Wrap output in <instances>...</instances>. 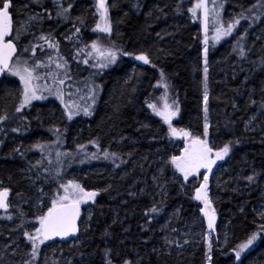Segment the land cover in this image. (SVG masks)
Masks as SVG:
<instances>
[{"label":"trees","instance_id":"1","mask_svg":"<svg viewBox=\"0 0 264 264\" xmlns=\"http://www.w3.org/2000/svg\"><path fill=\"white\" fill-rule=\"evenodd\" d=\"M195 1L108 0L113 25L109 37L92 31L98 22L95 0H62L65 7L71 3L72 10L67 19L59 20L55 19L54 0H40L39 4L12 0L16 28L29 14L43 16L42 22L30 25L34 36L23 35L25 46L37 35L51 32L63 45L62 54L70 69L74 68L70 83L86 91L94 82L103 90L91 116L69 122L58 104L50 109L37 104L17 113L21 83L10 77L0 83V118L8 116L0 124V190H10V209H0V264H25L31 259V245L23 233L35 232L39 215L51 206L56 192L63 191L59 182L69 180L99 195L95 203L82 205L79 238L67 244L43 245L37 264H208L204 239L195 234L181 236L189 230L204 232L205 228L201 227V207L192 188L178 179L167 163L171 156H178L179 145L170 138L168 126L148 107V102L162 98L166 90L162 92L157 85L166 82L172 102L177 101L180 109L174 127L205 138L204 38L188 11ZM224 2L226 24L241 12L261 18L241 20L228 40L208 43L207 138L215 150L231 144L229 157L209 180L217 213L211 264H264V233L240 261L234 251L264 224V9L253 8L260 0ZM250 8L251 13L247 11ZM48 13L54 18L48 19ZM78 17L84 18V25ZM76 27H80L84 44L100 36L107 47L114 43L134 55L147 53L151 63L135 60L134 55L121 56L115 65L96 71L80 63L83 58L72 56L74 49L64 45L75 40ZM238 40L244 48L243 57ZM56 128L62 130L60 143ZM38 143L50 147L42 153L35 148ZM79 145L99 158L81 163ZM105 151L119 159L115 163L104 159ZM57 152L73 154L61 158L63 172L59 177ZM38 161L40 167L35 166ZM249 176L255 177L254 182L247 179ZM14 203L17 205L12 207ZM152 207L158 211L152 213ZM169 234L180 240L177 243L181 246L168 243Z\"/></svg>","mask_w":264,"mask_h":264},{"label":"snow or ice","instance_id":"2","mask_svg":"<svg viewBox=\"0 0 264 264\" xmlns=\"http://www.w3.org/2000/svg\"><path fill=\"white\" fill-rule=\"evenodd\" d=\"M34 3L39 4L40 0H33ZM56 11L55 19H67L72 10V4L69 3L67 7L64 6L62 0H54ZM114 6V5H113ZM13 7L12 0H0V76H4L7 73L10 76L18 77L19 82L23 85L20 90V99L18 106L15 111L17 113L23 112L25 108L30 107L34 101L45 100L48 96L44 93H48L50 96H54L64 106V112L67 120L71 121L75 117L80 116L82 113L85 116H91L96 105L97 97L103 90L102 85L92 84L91 87H86V91L83 96H80L81 89L76 88L75 93L72 91L74 85L70 83L72 80L70 65L67 59L60 55L59 42L55 40L52 33L49 32L47 35L41 34L35 38L34 42H31L28 46L22 47L20 50L22 53H31V58L26 59L23 56L18 57L17 43L21 40L22 36L31 33L30 25L32 22H42V14H29L26 21L21 22L20 25L14 30L12 15L10 9ZM95 14L98 15V22L92 28L93 32L106 34L111 37L113 33V25L110 19V5L108 0H95ZM253 8L264 9V0H260L259 4H254ZM224 10L223 0H196L194 6L188 8L193 18H198L202 14L203 26H204V48H203V103H204V131L202 139L200 136H193L190 131L184 129H177L173 127L172 121L179 115V106L177 101H173L172 104L168 102L167 96L165 95L161 99L163 100V107L160 108L156 103L148 102V107L152 109V112L161 117L163 122L168 126L169 135L178 139H185L188 141L187 145L183 148V155H173L167 162L171 164L177 172L181 174L183 180L186 182L190 177H200L201 170H207V174L202 176V183L195 188L194 199L200 201L203 204L201 211L204 217L207 219V232L204 234L203 239L207 243V261L211 264L213 259L211 253L213 250V235L216 225V212L212 206V201L209 197V175L212 174V169L216 165L217 161L225 159L230 151L231 144H225L222 148L214 150L209 144L207 136L210 124L208 122V101H209V87H208V25L209 18L215 22V33L216 35L212 39L219 43L221 39L227 36H231L235 28L241 23V20H249L250 18L255 21L261 18V15L250 17L244 12H241L238 16L233 18L231 21L225 22L222 19V13ZM252 8L248 9L249 13L252 12ZM179 11V7L177 8ZM51 13H48V19H53ZM81 25L85 24L83 17L77 18ZM80 27H76V35L79 36ZM247 32L244 33V36ZM12 37V39H8ZM244 37H240L243 39ZM42 41L43 43H40ZM238 50L240 55L244 56V48L240 45V41H237ZM52 49L55 55L48 54L47 61H43L37 58L36 49H44V47ZM88 59L79 61L83 64H89V60H93L94 63L91 65L99 70H104L112 65H115L121 56H133L131 52H125L122 48L117 47L114 43L112 46L107 47L101 44L100 40H94L90 45L87 46ZM77 56L80 55L78 52ZM16 57V59H14ZM134 59L142 61L144 64H150L151 60L147 53L135 54ZM155 67V65H152ZM40 69H44L45 72L41 74ZM161 80L164 81V73L160 72ZM47 77H51L52 84L48 86ZM44 82L43 84L41 82ZM163 86L165 90L168 88V84H158L157 87ZM77 96V99L73 97ZM69 99L66 100L65 97ZM80 101H87L81 103ZM264 107V105H262ZM8 120L7 114L0 118V124H3ZM12 131H19L18 128H13ZM60 128L55 129L57 134V143L61 142ZM97 148L99 145L97 142H92ZM50 145L36 144L35 148L42 153ZM85 145H79V153H83L81 163L85 159H98L97 153L84 152ZM15 151H19L16 149ZM73 156L72 153H61L57 152V164L56 177H59L63 172L62 157ZM74 158V157H73ZM104 159H111L113 163L119 157L115 153H109L105 151L103 153ZM49 164L52 161L49 159ZM123 162V161H122ZM36 167L41 166V162H37ZM119 168L120 164H116ZM45 171H48L45 169ZM55 178V177H54ZM250 182H254L255 177L249 176L247 178ZM59 188L63 189L62 193L57 191L55 196L51 198V206L48 207L47 211L39 215L38 222L39 227L35 229L34 233L25 231L23 235L31 245V251L29 253L31 259L26 261L25 264H37L40 259V250L43 245L48 241H54L57 237L65 239L69 236H74L78 231L77 221L81 215V205L89 202L95 203L96 197L99 195L98 191H88L75 180H69L66 183L63 181L59 182ZM43 197V189L39 190ZM10 190L5 188L0 190V209L5 212L8 211L10 205L8 203V197ZM41 197V198H42ZM39 207V203H38ZM152 213H156L158 210L156 207L150 209ZM23 215V213H22ZM264 218V213L261 214ZM91 217L89 216V219ZM7 219L11 220L12 216H8ZM22 226V225H21ZM264 233V224L260 225L258 231H254L249 235L245 242L240 243L234 249L235 259L241 260V256L244 252L252 247L254 243L262 238ZM218 239V238H217ZM227 242V236L225 237ZM185 244L189 243L188 240L184 241ZM177 246H181L177 243ZM107 255V253H106ZM111 264V261L108 262ZM125 264H131V261H126Z\"/></svg>","mask_w":264,"mask_h":264},{"label":"rangeland","instance_id":"3","mask_svg":"<svg viewBox=\"0 0 264 264\" xmlns=\"http://www.w3.org/2000/svg\"><path fill=\"white\" fill-rule=\"evenodd\" d=\"M196 2V1H195ZM195 2H194V4H195ZM223 2H224V0H223ZM209 3L211 4V0H209ZM224 4H225V2H224ZM225 7V6H224ZM224 10H223V13H222V19H223V21L225 22V16H224ZM194 20L196 21H194L195 23H197L198 24V26L200 27V29H202V31H203V38H204V26H203V17H202V14L201 15H199L198 16V18H194ZM23 21H26V19H24ZM225 26H227V24H226V22H225ZM72 35H73V33H72ZM81 35H83V34H79V36H77L76 34H74L73 36H74V39L75 40H73V42H70L69 44H66V43H64V45H66L68 48H71V49H74L73 50V54L71 53V55L73 56L74 54L76 55L78 52L80 53V55L79 56H81L83 59H88V51H89V49H88V45H90L94 40H97V39H95V37L93 38V40H91L90 41V43L87 45V44H84V42H82V40L80 39L81 38ZM100 35H104V34H102V33H100ZM216 35V33H215V22L212 20V18H211V16H210V18H209V25H208V40H209V42L208 43H213V44H215V45H217V44H220V43H222L223 41H225V40H228V38H229V36H227V37H224L223 39H221L220 41H219V43H217V42H215L213 39H212V37L213 36H215ZM40 35H37L36 37H39ZM100 37V36H99ZM99 37H98V39H99ZM34 40V39H33ZM32 40V42H34ZM68 40H71V39H68ZM100 40V42H101V44L102 45H104L103 44V40H101V39H99ZM57 41V40H56ZM20 42V41H19ZM40 43H43L42 41H39ZM31 42H29V43H27V46L30 44ZM105 46V45H104ZM63 45H61V43H59V48H60V55L61 56H63L65 59H66V57L62 54V50H63ZM39 53L42 55V56H38L39 55ZM49 53H51L53 56L55 55V53L53 52V50L52 49H48L46 46L44 47V49L42 50V49H40V48H37L36 49V56H37V58L38 59H40V60H43V61H47V58H48V54ZM20 56H23V58H26V59H30L31 58V53H23L22 55H20ZM19 56V57H20ZM94 63V61L93 60H89V65H92ZM96 71L97 70H99V69H97V68H94ZM74 70V68H72V70H71V72ZM40 72H41V74H43L44 72H45V70L44 69H40L39 70ZM95 72V71H94ZM8 77H10V78H14V79H16V80H18L19 81V79H18V77H13V76H10V75H8ZM47 79V83H48V86H51V84H52V81H51V77H47L46 78ZM72 80H73V78H72ZM42 84L44 83L43 81L41 82ZM94 82H92V83H90L89 84V86L88 87H91L92 86V84H93ZM94 84H96V83H94ZM22 85V84H21ZM97 85V84H96ZM22 87H23V85H22ZM162 88H161V90H162V92H164L165 91V88L163 87V86H161ZM76 88H80L81 89V92H80V96H83V94H84V89H83V87H81V86H78V85H74V87H73V89H72V91L75 93V89ZM44 95H46V96H48V98L47 99H45V100H38V101H34L33 102V104L31 105V106H34V105H37V104H44V105H46V106H48V108L50 109L51 107H53V106H55L56 104H58L59 106H60V108H61V110H62V113L64 114V116L66 117V115H65V112H64V106L60 103V101L59 100H57L54 96H50V95H48V93H44ZM167 96V99H168V102L170 103V104H172L173 102H172V100H171V97L169 96V94H168V92H167V90H166V92L165 93H163L162 94V97H164V96ZM65 99L66 100H68L69 98L66 96L65 97ZM73 99H77V96H75L74 95V97H73ZM81 103H86L87 101H80ZM157 106L158 107H160V108H162L163 107V100L160 98L157 102ZM96 105H97V101H96ZM96 105H95V107H96ZM30 106V107H31ZM30 107H28V108H25V109H29ZM25 111V110H24ZM23 111V112H24ZM155 115V114H154ZM81 116H85V115H83V113L80 115V116H77V117H75L73 120H75V119H77V118H79V117H81ZM159 117V116H158ZM159 118H161V117H159ZM176 118L177 117H175L174 119H173V121H172V124L174 123V121L176 120ZM66 119H67V117H66ZM73 120H71V121H73ZM162 120V119H161ZM67 121H69V120H67ZM173 127H174V125H173ZM170 138H172L173 140V142H175V143H177L178 145H179V154H178V156L179 155H183L184 153H183V148L187 145V143H188V141L187 140H185V139H178V138H176V137H172V136H170ZM202 139H204V138H202ZM207 140H208V138H207ZM208 142H209V140H208ZM211 145V144H210ZM212 146V145H211ZM213 147V146H212ZM215 150V149H214ZM230 154V153H229ZM229 157V155L225 158V159H223V160H219V161H217V163H216V165L213 167V169H212V174H211V177L209 178V180L211 179V180H213L215 177H216V173L218 172V170H219V168L225 163V161H226V159ZM174 168V167H173ZM174 171H175V175L177 176V178L178 179H180V180H182V181H184L183 180V177L181 176V174L179 173V172H177L176 170H175V168H174ZM205 174H207V170H205V169H202L201 170V176L200 177H190L189 178V180L188 181H184V183H188L189 185H190V187L192 188V191L194 192V194H195V188L196 187H198L199 186V184H201L202 183V176L203 175H205ZM62 193V192H61ZM209 197H210V199H211V201H212V206H213V202H214V198L213 197H211L210 196V191H209ZM9 198V197H8ZM199 202V204H200V207H201V209L203 208V204L200 202V201H198ZM8 203H9V199H8ZM9 205H10V203H9ZM17 204L16 203H14V204H12V207H14V206H16ZM213 208L215 209V207L213 206ZM9 209H10V207H9ZM8 209V210H9ZM215 212H216V209H215ZM88 217H89V215H88ZM201 218H202V220L204 221V224L203 225H201V227H204L205 228V230H204V232L203 231H201V230H189V231H187V232H184L183 234H181V236H183L184 238H188V237H192L194 234L195 235H197L198 236V238L200 239V240H203V236H204V234L207 232V219H206V217H204V215H203V212L201 211ZM216 225H217V213H216ZM215 225V231L212 233V235H214L215 233H216V230H217V226ZM167 241H168V243H169V241H172L173 243H177V242H180V240H177L176 239V237L175 236H173V235H171V234H169V236H168V239H167ZM171 247L169 246V250L168 251H171ZM249 250V249H248ZM247 250V251H248ZM246 251V252H247ZM246 252H244L243 254H242V256H241V259H242V257L246 254Z\"/></svg>","mask_w":264,"mask_h":264},{"label":"water","instance_id":"4","mask_svg":"<svg viewBox=\"0 0 264 264\" xmlns=\"http://www.w3.org/2000/svg\"><path fill=\"white\" fill-rule=\"evenodd\" d=\"M12 9V8H11ZM11 9H10V14L12 15L11 13ZM12 19H13V26H14V18H13V15H12ZM8 39H12V37H9ZM18 54V53H17ZM15 58V57H14ZM6 74V73H5ZM5 77L4 76H0V81ZM210 176V175H209ZM81 221H82V206H81V215H80V218L79 220L77 221V227L79 229V231L74 235V236H69L65 239H60L59 237H57L54 241H48L46 242L47 244H53V243H59V244H67L69 242H72L74 240H76L78 237H79V234H80V225H81Z\"/></svg>","mask_w":264,"mask_h":264},{"label":"flooded vegetation","instance_id":"5","mask_svg":"<svg viewBox=\"0 0 264 264\" xmlns=\"http://www.w3.org/2000/svg\"><path fill=\"white\" fill-rule=\"evenodd\" d=\"M24 36H25V35H24ZM24 36H22L20 42L17 43V46H18V48H19L20 50L22 49V47H25V45L23 44V42H24Z\"/></svg>","mask_w":264,"mask_h":264}]
</instances>
